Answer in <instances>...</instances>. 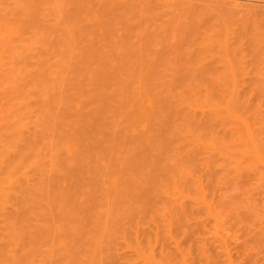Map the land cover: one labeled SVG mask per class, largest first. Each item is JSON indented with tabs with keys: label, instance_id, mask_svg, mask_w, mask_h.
<instances>
[{
	"label": "bare ground",
	"instance_id": "bare-ground-1",
	"mask_svg": "<svg viewBox=\"0 0 264 264\" xmlns=\"http://www.w3.org/2000/svg\"><path fill=\"white\" fill-rule=\"evenodd\" d=\"M155 1L0 0V264L96 263L92 256L97 255L102 248L109 246L112 248V242L118 240L114 236L116 228L123 226L127 229L135 218H139L141 212L144 215L150 207L158 205L166 193L165 189H168L167 186L175 184L177 188L185 178L184 175L188 174L182 175L187 168L180 169L181 166L188 165V169L191 166L194 171L200 172L198 166L201 167L203 164L204 168L207 165L206 173L210 174V159L216 153L220 155L218 150L225 147L230 125L232 131L230 130L231 136H228L229 141L230 137L234 141L235 138L239 141L247 139L250 147L254 149L249 151L254 152L252 163L258 161L255 157L260 162L264 160V132L258 131L264 121L262 115L264 96L256 95L258 100L254 97L256 93L253 92L254 100L251 99L250 102L251 95L247 94L242 99V93H237L239 89L235 90L233 95H230L228 88L230 93L227 92L226 87L223 89L224 92H216L217 89L223 88L222 85L218 88L216 81L214 82L216 90L208 82L205 84L209 87L208 85L204 87L207 90H202L199 85L191 88L187 82L190 83L191 77L195 78L198 74L200 79L207 67L199 66L200 63L198 68L194 69L192 66L194 69L192 70L191 67L187 68L189 65H185L192 62L196 55L201 56L192 52L197 50L193 47L191 52L192 55L195 54L194 57L190 50L187 51L188 54L185 50L183 52L186 46L181 44L186 41L184 37L186 34L182 37L177 36L178 39L174 37L173 40L163 36L164 39L157 40L155 44L146 30V25H150L148 28L154 25L151 23L145 25L146 20L144 23L141 22L143 18H140L139 22L136 21L139 20L141 10H145V6L150 8ZM174 1L186 7L183 8L185 11L183 16L187 17L188 11L187 21L182 19V23H179V20V24L177 23L185 32L184 28L194 25L196 0ZM236 2L238 3L237 0ZM224 4L223 9L231 3ZM220 7L221 5L219 9ZM224 11L226 12V8ZM90 13L94 16L95 22H86L88 15L90 18ZM9 16L10 22L11 20L14 22L12 26V22L8 21ZM141 23L144 26H141ZM171 23L169 22L170 25ZM164 25L163 23V27H166ZM158 26L162 25L155 26L154 31L156 27L160 30ZM165 29L163 28L162 32H165ZM155 36L157 38V35ZM198 50L200 52V49ZM169 60L175 64L174 69L169 70V73L161 72L160 75H156L155 70L165 65L167 67ZM165 67L163 71L167 69ZM196 86L199 87L200 93L197 92ZM199 96H202L201 102L204 103L200 105L201 107L197 106L201 103H198ZM212 99L217 102L212 103ZM260 110L262 113L259 115ZM230 118L234 122L228 121ZM187 125L189 128L185 127ZM224 125L229 126L226 128L227 131ZM217 127H223L222 131L220 128L217 130ZM186 128L192 129L187 130L190 138L191 135L194 137L195 128L197 130L195 135L198 130L201 134L202 132L209 134V137L211 133L215 143H212L211 147L207 146L211 142L210 140L209 143L205 142L206 140L203 142L204 137L202 140L198 138L197 143L194 142L197 138L190 139L194 144L189 142L187 138L189 135L186 136L188 133H184ZM181 131L185 135H182ZM214 131L217 137L213 136ZM259 133H262V137ZM218 134L221 135L219 138ZM217 140L222 142L219 143ZM243 141L242 143L246 142ZM228 142L226 146L229 148L228 144L231 142ZM213 145L218 148L215 154L209 150ZM200 150L202 152L206 150V155L209 152L213 154L212 156L208 154L206 160V156L203 155L202 161L199 160L203 154ZM227 158L228 156L225 162L228 161ZM229 159L232 163V159L230 157ZM237 160L238 158L235 159ZM226 168L224 170L228 172ZM240 170L237 172L238 175ZM230 172L233 174V170ZM248 173L247 177L251 174ZM211 174L216 177V173ZM239 176L243 179V176ZM234 177L233 179L237 178ZM213 178L210 179V183ZM211 184L213 186V183ZM226 185L224 187H228ZM202 186L205 184L202 183ZM209 188L212 189L210 186ZM231 190L229 187V194ZM234 199L232 197L229 201L235 202ZM186 210L182 211L183 214L190 213L185 212ZM112 238L116 240L113 241ZM109 241L112 246L108 244ZM246 245L248 246V243ZM166 249L165 247L164 256L171 253L169 250L166 253ZM125 254L127 256V253ZM120 255L122 260L123 255ZM252 257L249 259L252 260ZM170 260H167L169 264ZM98 263L102 264L99 261Z\"/></svg>",
	"mask_w": 264,
	"mask_h": 264
},
{
	"label": "rangeland",
	"instance_id": "rangeland-1",
	"mask_svg": "<svg viewBox=\"0 0 264 264\" xmlns=\"http://www.w3.org/2000/svg\"><path fill=\"white\" fill-rule=\"evenodd\" d=\"M219 1L220 0H214V1L212 0L211 2L209 0H206V1L196 0V2H195L196 4H194V9H195L194 10L195 11V14H194L195 18L193 19L194 25H192L193 27H190V28L189 27L184 28L186 33L183 32V29L180 28L177 25V23H178V20H179V23L181 21H183L182 19H185V22L187 21L186 19L188 17V14H187L188 11H186L187 17L183 16V13L185 14V11H183V8H186V7H183V5L182 6L179 5V3L175 2L174 0L173 1L172 0H163V1L156 0L153 3V4H155L154 5L155 7L152 4L150 6V8L148 6H145L144 7L145 10L143 8H141L144 11L141 10L143 13L140 12L141 15L139 14V20H136V19L135 20L137 22H139L140 18L141 19L143 18V20L141 22L144 23L143 21L146 20L145 25H146V23L147 24L151 23V25H154L153 27L151 26L152 28H148V26L150 27V25H146L147 26L146 30H147L148 34L150 33L149 36H151V37H149V38H151L155 42V44H157V42H158L157 40H160L161 38H163V36H164V38H170L173 40V39H175L174 37H176V39H178L177 36L182 37L186 34L184 36L186 41L184 43H182L181 45H183L184 47L186 46L185 48H188V49L184 48L183 52L186 51V53H187V51L190 50L191 55L193 52V53L201 55V56L198 57L197 55L195 56V54H193L195 56V58H193V59L194 60L197 59V60H195V61L192 60V62H190V63L187 62V64H185V65L186 66L189 65V67H187L188 69L190 67L192 68V66L194 67V69L198 68L197 66L200 63L201 64L199 66H201V67L204 66L205 68L207 67L205 69V71L202 72L205 75L201 74L200 79H199L200 74H198V76L194 75L195 78L193 76L192 77L190 76L192 79L190 80V83H189V81L187 83L191 85L190 86L191 88H192V86L195 87V85H199V87H202L201 88L202 90H204V89L207 90V88H204L205 86L207 87L208 84L214 86L215 83H217L216 84L217 87L219 85H222L223 88H221V86H219L218 88L222 89V90H219V89H217V87L214 86L215 87L214 88L213 86H211L215 90L217 89L216 92L217 91L224 92L223 89L226 87V89L228 88L229 91L231 92L230 95H233L232 93H235L236 92L235 90L239 89L238 90L239 92H237V93H239V94H240V92L242 93V99L245 95L248 94L247 96L251 95L250 96L251 97L250 102H252V100H254L252 98H254V97L257 98L256 95L264 96V6H261V5H264V0H237L238 3L236 2V0H234L235 2L234 1L232 2L231 0L230 1H228V0L227 1L226 0L220 1V3L222 2V4H224V3L230 4L231 3L230 5H226L229 9L225 6L223 9L222 4H220ZM233 3H236V4H233ZM258 3H260V5ZM168 4H171V6ZM219 4L221 5L222 9H221V7L219 9V6H220ZM252 4H254V5L252 6ZM187 5H189V4H187ZM249 5L252 6V9H250L251 6L249 7ZM231 6H232V9H230ZM146 7H148V8L146 9ZM225 8H226V12L224 11ZM253 8H254V11H253ZM256 8H259V9H256ZM227 9L229 10V12L227 11ZM180 10H181V12H180ZM220 10H222V12ZM149 12H152V13H149ZM142 14H144V15H142ZM151 14H153V16ZM143 16H146V17H143ZM177 16H178V18H177ZM9 17H10L9 20H8V18H7V20L9 21V23L12 22V24H11V26H12L14 24V22L12 20L10 22L11 16H9ZM51 17H53V15H51ZM87 17L88 18H87L86 22H89V21L95 22V21H93L95 18L91 13H90V18H89V15ZM46 18H47V16H46ZM54 19H52V20H54ZM89 19H91V20H89ZM162 19H164V20H162ZM205 19H207V20H205ZM50 20H51V18H50ZM135 20H134V22H135ZM8 21H7V23H8ZM169 22L170 23L172 22L173 24L171 23V25H170ZM163 23L165 24L164 26H166V27H163ZM159 24L162 25L161 27L158 26V27H160V28H158L160 30H157V27H156V30L154 31L153 28ZM172 25H175V26L177 25V26L173 27ZM141 26H144V25L142 24ZM141 26H139V28ZM167 26H169V28H167ZM162 27L164 29L166 28L165 32H162V30H163ZM171 27L174 28L175 30L171 29ZM142 28L144 29V27H141V29ZM149 29H151V30L149 31ZM152 31H154V33H155L154 35L152 34L153 33ZM158 31H159V33H158ZM160 31L163 34H161ZM182 33H184V34H182ZM155 35H157L158 39L156 38ZM172 36H173V38H172ZM203 40H205V41H203ZM154 42H153V44H154ZM189 47L191 49H189ZM192 47L194 49L196 48L197 50L195 49L196 50L195 52L194 51L191 52V50H193ZM181 48H182V46L180 47V49ZM198 49H200L201 54H199L200 52H198L199 51ZM202 51H204V53H202ZM202 56H204V57H202ZM201 57L203 59H201ZM198 59L199 60L201 59L202 62H201V60L198 61ZM171 61L170 60L167 61V64H169V65H167V67H165L166 65L164 66L165 68H167V69H165V71H163L164 67L163 68L159 67V69H156L155 70L157 73L156 75H158V74L160 75L161 72L162 73H164V72L169 73L170 72L169 70L174 69L175 64L173 63V61L172 62ZM187 68H185V69H187ZM194 69L192 68V70H194ZM157 71H159V72H157ZM248 71L251 73H248ZM226 72H227V74H226ZM193 78H194V80H193ZM192 81H194V82H192ZM217 81H219L221 83H219ZM262 81H263V83H262ZM198 82H200L203 86L200 83L198 84ZM207 82H208V84H205ZM209 85H208V87H209ZM242 86H244V87H242ZM196 87L198 88V89H196V90H198L197 92L200 93L199 87L198 86H196ZM253 87H254V89H253ZM228 89H227V92H228ZM230 92H228V93H230ZM253 92H254V94L256 93L254 97L252 94ZM203 93L204 92H202V94ZM217 94H219V93H217ZM239 94H237V95H239ZM198 95H200V94H198ZM199 97H198V99L200 101H198V103L202 101L201 100L202 96L200 98ZM256 98H255V102L258 99V98L257 99ZM212 101L217 102L213 99L211 100V102ZM203 102H204V99H203ZM211 102H210V104H211ZM214 102H212V103H214ZM201 104H204V103L201 102L199 105L197 104V106L201 107L202 106ZM208 104H207V107H208ZM255 104L258 107V105H257L258 103L256 102ZM262 107L264 108V105H262ZM263 108L260 107V109H263ZM257 109L259 110V108H257ZM258 110H257V112H258ZM263 112H264V109H263ZM261 113L262 112L260 110L258 114L260 115ZM262 115H264V113H262ZM256 117H258L257 114H256ZM260 117L262 119L264 116L263 117L260 116ZM230 120H233V119L230 118L228 121H230ZM261 121H263V120H261ZM232 122H234V120ZM215 123H216V121H215ZM262 123L263 124L260 123L261 124L260 127H262V128L258 127L259 122H257V125H258L257 127L259 128L258 131L261 130V132H264V121ZM229 124H231V122ZM188 126L189 125H187L185 127H188ZM228 127L225 126V129ZM183 128H184V126H183ZM183 128L181 130H183ZM188 128H186L184 133H188L187 130H192V129H188ZM219 128L217 130H220L223 127H221L220 129ZM230 128H231V125H230ZM230 128H228V129L230 132L229 135L231 136L232 130ZM228 129H226V131ZM179 130H180V128H179ZM193 131H191V132H193L194 137H192V135H191V138H190L189 133L186 134V136L189 135L187 137L189 140L192 138H194V139L197 138V139H195L196 141H194L197 143V141H199V139L202 140L204 137V139L202 140L203 142L205 140H206L205 142H207V143H209V140L211 142V144L210 145L207 144V146L211 147L212 143H215V138L214 139L212 138L211 133H210V137L212 139L208 136L209 134H207V133H206L207 135L205 133H204L205 134L204 135L203 132L201 134V131L198 130V132H197L198 134L196 133V135H195V132L197 130L194 128ZM220 131H222V129ZM233 131H235V130H233ZM182 132L183 131H181V133ZM191 132H190V134H192ZM184 133H182V135H185ZM212 133H215V131ZM216 134L217 133H215L213 136H216ZM261 134L262 133H259L260 137H262ZM200 135H201V137H200ZM218 135H219L218 136V138H219L221 135L220 134H218ZM228 136L226 137L227 140L225 141L226 145H227V142L229 141ZM263 136H264V133H263ZM207 137L210 139H207ZM230 138H231V141H229V142H231V144L228 142L229 143L228 145H229V148H231V149H229L226 145H225V147L223 145H221L226 150L224 151L223 147H222L223 149L221 148L220 150H218V152L220 151V155H222V156L218 155L219 153L217 154L215 151L216 149H218L216 146L217 144L213 145L212 149L205 147L209 150H212V152L214 154L216 153L215 154L216 156L215 155L212 156L213 153L212 154L210 152L208 153V154H211V156H212L211 159H210V156L208 158L211 160V165H209V166H211L212 171L214 173H216V177H215L213 174H211V173H213V172H211V169H209L210 174H208V175L211 178H213V176H214L213 181L211 182V183H213L214 187L210 183L211 178H209V176L207 175V173H208V171H206L208 169L207 165H206V167L203 168L202 167L203 164H202V166H201L202 169H201V167L198 166V169H200V172L198 169H195L198 171H194L193 167H191L190 165H189L190 166L189 169H188V165H186V167L184 165H183V167L181 166L182 168L180 167V169H183V168L186 169L187 168V170H185V173L183 172L182 175L186 174V173H188V174L184 175L185 178H183V179L181 178L182 182L179 183L177 188H176V186H174L175 184H172L173 183L172 182L171 183L172 186L171 185L167 186L168 189H165V191H166L165 195L162 193L163 199H162V197H161L162 200L160 199V201L162 203L159 201L158 205L156 204L154 207L153 206L150 207L149 210H147L144 213L145 216L143 215V212H141L142 214L140 213V215L138 213L139 218L138 217L135 218L134 222H132L130 227H127V229H125V227H123V226L116 228L117 229L116 230L117 235L115 234L114 236L118 240L115 241L116 239L113 240V238H112V240L115 241V242H112L113 246H115V247H113L111 242L109 241L108 244L111 245L112 248L109 245H107L109 247L100 249V251H98V254L94 255L96 257H94L90 254L94 258V260L97 261L96 263L100 264V263H98V261H99V262H102V264H107V263L111 264V260H112L113 264H121V263L122 264L123 263L124 264H165L166 262H168L167 260L171 259L170 264H183V263L184 264H230V263H232V264H264V176H263L264 175V173H263L264 169H262V168H264V166L262 167L264 160H262L260 162L259 159L255 157V159L258 160L260 164L256 160H255L256 161L255 163H252V160H254V156H253L254 152L253 153L249 152V151H251L250 149H253L250 147L251 146L250 142L246 141L247 139L246 140L244 139V141L243 140L242 141L243 142L246 141V142L242 143L241 140L239 141V140H236V138H235V141H234V139H232V137H230ZM218 141H219V143L222 142L221 140H217V142ZM189 142L193 143L191 140ZM235 142H236V144H238L237 147H236ZM200 143H201V141H200ZM247 143H248V145H247ZM203 144H205V143H203ZM233 144H234V146H233ZM203 148L204 147L202 145V150H203ZM202 150H200V151L203 154H201L200 152H199V154H201V157L203 155H204L203 157L206 156L205 157V160H206V158L208 157L207 156L208 154L207 155L205 154L206 150L203 152H202ZM221 150L223 152H221ZM246 153H248V154H246ZM231 154H233L234 156L233 155L231 156ZM243 154H245V155H243ZM226 156H228V158H227L228 161L225 162L224 160H226L225 159ZM240 156H242V157L240 158ZM245 156H247V157H245ZM203 157L199 159V156H198V159L199 160L202 159V161H203L204 160ZM218 157H221V158L224 157V159L222 158L223 160L221 161V159L219 158L220 159V161H219ZM229 157L232 159L231 161L235 165L234 164L232 165ZM248 157H249V159H248ZM237 158H238V160L235 161V159H237ZM239 158L241 160L246 161V162L249 161V163L243 162ZM234 161L237 163H235ZM207 162H206V164H207ZM209 164H210V161H209ZM226 164H227V166H225ZM254 164H255V167H254ZM239 165H240V167H239ZM224 167L225 168L227 167L226 170L229 173L224 170L225 169ZM238 167H239V169H238ZM241 167H243V168L245 167V168L243 169ZM246 167L247 168L249 167V168L247 169ZM236 168L238 170H240V169L242 170V171L241 170L239 171V175L243 176V174H245L243 176V179L246 178L245 180L241 179V177L237 173L238 170H236ZM258 168L260 170L259 173H258ZM229 169L231 171L233 170V174H231ZM246 169L248 171H250L249 173H251V174H249ZM254 169H256V171H254ZM201 170H203L205 173H203ZM181 171L182 170H180V173H181ZM234 171L237 174L234 173ZM192 172L195 174H192ZM247 173L249 174L248 177H247ZM253 173H255L256 175ZM182 175H181V177H182ZM236 175H238V176H236ZM199 176H201L203 178L202 179L200 177L201 180H203L202 181L203 185L205 184V186H202V183L200 182L201 180H200ZM234 176L237 178H235ZM223 177H224V179H223ZM233 177L235 179H233ZM238 177H240L239 178L240 180L238 179ZM189 178H191V179H189ZM247 179H249V180H247ZM185 180H187V181H185ZM188 180H189V182H188ZM229 180H230V182H229ZM234 180H235V182H237V181L240 182V183L237 182L238 186L234 182ZM220 182L222 184H220ZM245 182H247V184ZM251 182L252 183L254 182V184H252ZM231 183H233V184L231 185ZM243 183H244V185H243ZM225 184H227L226 186H228V187H224ZM235 184L237 187L235 186ZM248 184H250L251 186ZM190 186H191V188H190ZM209 186L212 187V189L209 188ZM231 186L237 188L238 191L236 189H234L233 187L231 188ZM242 186H243V188H242ZM202 187H203V190L205 189L204 191L202 190ZM229 187H230V190L232 189L231 191L233 193L231 192L229 194ZM206 188L207 189L209 188V189L207 190ZM217 188H218V191H217ZM179 189H180V191H179ZM167 190H169L168 194H167ZM226 194H228L227 197H226ZM214 196L216 198H214ZM232 197H233V199L235 198L234 199L235 202H233V200H230L231 202L229 201V199H232ZM12 198H13V196L11 193V199ZM227 198H228V200H227ZM217 200H218V202H217ZM226 200L228 202H226ZM11 201H13V199ZM237 202H238V204H237ZM12 203L13 202H11V205H12ZM223 203H224V205H223ZM233 203L235 204V206H238V207H235ZM217 205H220V206H217ZM239 205H240V208H239ZM231 206H232V208H231ZM185 209L189 210V211L186 210L185 212H190V213L183 214L182 211ZM222 212H223V214L224 213H226V214L223 215ZM237 214H239V215H237ZM194 218H196V219H194ZM192 225H194V226H192ZM118 231H119V233H118ZM112 235H110V236H112ZM251 237H253V238H251ZM218 239H222V240L219 241ZM125 240H127V241H125ZM226 240L227 241L229 240L228 241L229 243ZM244 241L248 243V246L246 245L247 243H245ZM164 243L166 244V246H164L165 245ZM175 243H177V244H175ZM239 243H241V244L238 245ZM175 246H177L178 248ZM165 247L167 248L166 253L168 250H169V252H171L170 253L171 256L168 254L165 255L166 257L169 256L170 257V258L168 257L169 259L164 256ZM180 247H182V248H180ZM237 247L239 248V250H237L238 249ZM108 248H110V249H108ZM240 249L242 250L241 252H240ZM246 250H247V252H246ZM248 252L252 253V254L249 255ZM112 253H113V255H112ZM125 253H127V256ZM237 253H239V254H237ZM108 254H109L110 258L108 256ZM118 254L119 255L122 254L124 256V259L122 256V260L124 262H122V260H121V255H120V257L117 256ZM115 255H116V257H115ZM128 255H130V256H128ZM246 255L248 257H246ZM250 256L251 257L253 256L252 260H251V258L249 259ZM99 257H101V259H100L101 261L99 260ZM112 257H113V259H111ZM245 257L247 260L244 259ZM108 258H109V260H108ZM115 258H117L118 260ZM252 262H254V263H252ZM96 263H94V264H96ZM167 264H169V262Z\"/></svg>",
	"mask_w": 264,
	"mask_h": 264
}]
</instances>
